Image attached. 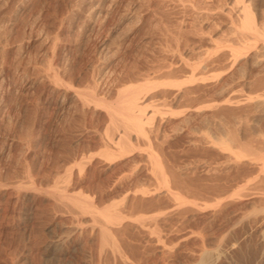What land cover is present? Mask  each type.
<instances>
[{
	"label": "rangeland",
	"instance_id": "rangeland-1",
	"mask_svg": "<svg viewBox=\"0 0 264 264\" xmlns=\"http://www.w3.org/2000/svg\"><path fill=\"white\" fill-rule=\"evenodd\" d=\"M262 46L264 0H0V264H264Z\"/></svg>",
	"mask_w": 264,
	"mask_h": 264
},
{
	"label": "bare ground",
	"instance_id": "bare-ground-1",
	"mask_svg": "<svg viewBox=\"0 0 264 264\" xmlns=\"http://www.w3.org/2000/svg\"><path fill=\"white\" fill-rule=\"evenodd\" d=\"M229 1H230V0H229ZM239 1H240V0H239ZM233 2H234V1H233ZM235 3H238V1H237V2L235 1ZM238 5L241 6L240 2L238 3ZM240 9H241L240 11L245 10V7H244V6H241ZM237 10H239V9H237ZM242 12H243V11H242ZM245 14H246V13H245ZM244 17H245V15H244ZM248 18H249V15H248V17H247V14H246L245 20H244V22H242V24L245 25V28H246V26H247V27L249 26V23H250V24L252 23L251 19H249V20L251 21V22H249ZM243 25H242V28L244 29ZM250 28H251V25H250ZM247 29H249V27H248ZM249 30H251V29H249ZM260 49H261V52L264 53V46L260 47ZM258 51H259V50H258ZM258 54H259V53H258ZM260 55H262V54L260 53ZM263 55H264V54H263ZM263 55H262V56H263ZM172 82H173V81H170V82H169V81H163L162 83H163L164 85H165V84H166V85H169V84H171ZM154 83H155V82H154ZM150 84H153V82H148V81H147V82H144V84H143V83H142V84L140 83V84H137V85H136V84H135V85H130V86L127 87V89H126V88H125V89H126V91H127L128 89H131V91H133L134 89L143 88V86H145V85H147V87H148V85H150ZM172 84H173V83H172ZM156 85H159V84L156 83ZM171 86H172V85H171ZM132 89H133V90H132ZM128 91H129V90H128ZM122 92H125V91L123 90ZM77 96H78V95H77ZM78 97H79V96H78ZM130 98H131V97H130ZM130 98H129V99L127 98L128 103H126L125 106H126L127 111H129V113H131V117H128L126 120L128 121L127 123H129L131 126H134V127H137V128L140 129V127H141V118L138 117V116H137V117H136V116H132V114L135 113V112H133L134 109L137 108V107H136V106H137V105H136L137 103L135 102V100L133 99V97H132L131 99H130ZM79 99H80V97H79ZM259 101H261V99H260ZM259 101H258V102H259ZM125 102H126V101H125ZM263 102H264V100H263ZM262 104L264 105V103H262ZM262 104H260V106H261ZM258 106H259V104H258ZM260 106H259V107H260ZM144 110H145V109H144ZM144 110H143V111H144ZM136 111H138V113H137L136 115L140 114V113H139V110H136ZM143 111L141 112V115H139V116H142ZM132 112H133V113H132ZM146 112H147V110H146ZM148 113H149V112H148ZM148 113H145V111H144V114H145V115L148 114ZM119 116H120V115H119ZM126 120H124V121H126ZM222 139H223V138H222ZM223 140H224V139H223ZM223 140H221V141H223ZM221 143H223V142H221ZM224 143H225V141H224ZM151 159H152V161H153V165H154V169H155V171L159 172V171H160V167H159L157 161L154 160V157H153V156H151ZM173 197H174L176 200H179V198H178L177 196L173 195ZM262 197H264V196L262 195ZM180 201L183 202V200H182L181 198H180ZM262 201H263V200H262ZM75 202H76V201H74V204H75ZM177 202H178V201H177ZM182 202H181V203H182ZM174 203H175V201H174ZM76 204H78V202H77ZM81 204H82V203H81ZM178 204H180V203L178 202ZM185 204H186V203H185ZM83 205H84V204H83ZM180 205H181V204H180ZM262 205H263V204H262ZM182 206H183V203H182ZM78 207H79V206H78ZM87 207L89 208V206H85V205H84V207H83L84 209H81V211H82V210H86V209H88ZM262 207H264V206H262ZM81 208H82V207H81ZM180 208H181V206H180ZM259 208H261V207H259ZM259 208H258L257 210H259ZM89 209H90V208H89ZM89 209H88V210H89ZM261 209H262V208H261ZM104 210H106V209H104ZM254 210H256V208H254ZM254 210H253V211H254ZM6 211H7V210H6ZM253 211H252V212H253ZM252 212H251V213L249 212V213L252 214ZM254 212L257 213L258 211H254ZM259 212H260V211H259ZM261 212H263V210H262ZM261 212H260V213H261ZM255 213H254V214H255ZM24 214H25V213H24ZM102 214H103V213H102ZM254 214H253V215H254ZM104 215L106 216V212H104ZM209 216H210V215H209ZM110 217H111V216H110ZM247 217H248V216H247ZM251 217H252V215H251ZM254 217H256V216L254 215ZM114 218L116 219V216H114ZM260 218H261V217H260ZM262 218H263V224H261V225H263V226H262L263 230H262V232L260 231V233H261L262 240H263V242H264V217H262ZM244 219H245V218H243V220H244ZM258 220H259V219H258ZM258 220H257V221H258ZM144 221H145V220H144ZM244 221H245V220H244ZM247 221H248V220H247ZM142 222H143V221H142ZM142 222H141V224H142ZM139 223H140V222H139ZM253 224H255V223H253ZM253 224H252V225H253ZM259 224H260V223H259ZM142 225H143V224H142ZM142 225H141V226H142ZM257 227H258V226H257ZM105 228H106V227H105ZM105 228L103 227V228L101 229V234H102L103 239H102V240L100 239L99 244H101L102 241L106 243L105 239L108 238V240H107V241H108V245H111V244H112L113 247H112V245H111L112 248H111L110 246L107 245V246H108L107 250H108V249L110 250V248H111V249H114V251H115V250H116V249H115V242H114L113 239H112L113 236L111 235V236H112V237H111V236L109 235L110 233L107 232V230H106ZM146 229H147V228H146ZM256 230H259V229H256ZM260 230H261V227H260ZM148 231H150V233L148 232V233H149V234H148L149 236H150V234L153 235V233H151L152 230H148ZM152 232H153V231H152ZM146 233H147V232H146ZM257 234H258V233H257ZM148 235H147V236H148ZM187 235H188V234H187ZM187 235H186V236H187ZM145 236H146V235H145ZM147 236H146V237H147ZM259 236H260V235H259ZM100 237H101V236H100ZM188 237H189V236H188ZM261 237H259V239H260ZM113 238H114V237H113ZM224 238H225V237H224ZM144 239H145V238H144ZM156 239H157V238H156ZM220 239H221V238H220ZM228 239H229V238H228ZM158 240H159V239H158ZM218 240H219V239H218ZM129 241H130V240H129ZM129 241H128L127 243H129ZM149 241L151 242L150 237H149ZM160 241H161V240H160ZM235 241H236V240H235ZM259 241H261V240H259ZM109 242H111V244H109ZM131 242H132V241H131ZM131 242H130V243H131ZM219 242H220V241H218V243H219ZM105 243H104V244L102 243V244H103V245H106ZM123 243H124V242H123ZM123 243H122V246H124ZM216 243H217V242H216ZM220 243H221V242H220ZM119 244H120V243H119ZM134 244H135V243H134ZM146 244H147V243H146ZM223 244H225V243H223ZM226 244H227V243H226ZM233 244H234V242H233ZM103 245H102V246H103ZM117 245H118V244H117ZM235 245H236V244H235ZM137 246H138V245H137ZM151 246H152V245H151ZM160 246H161V245H160ZM227 246H228V245H227ZM232 246H233V245H232ZM262 246H264V244H263ZM262 246H261V247H262ZM109 247H110V248H109ZM126 247H127V246H126ZM132 247H133V246H132ZM219 247H222V246H219ZM219 247H218V248H219ZM155 248H156V247H155ZM179 248H180V247H179ZM208 248H209V247H208ZM232 248H233V247H232ZM238 248H239V247H238ZM238 248H237V249H238ZM240 248H241V247H240ZM249 248H250V246H249ZM159 249H161V248H159ZM209 249H210V248H209ZM212 249H213V248H212ZM215 249H217V248H215ZM219 249H221V248H219ZM224 249H225V248H224ZM251 249H252V248H251ZM102 250H103V249H102ZM120 250H121V249H120ZM130 250L132 251V249H130ZM136 250H137V249H136ZM136 250H135V251H136ZM221 250H222V249H221ZM221 250H219V251H221ZM241 250H242V249H241ZM247 250H248V249H247ZM262 250H263V249H262ZM99 251H100V250H99ZM114 251H110V254H111L112 252H114ZM131 251H130V252H131ZM160 251H161V250H160ZM213 251H214V250H213ZM215 251H216V250H215ZM215 251H214V253H215ZM217 251H218V250H217ZM225 251H226V250H225ZM244 251H245V250H244ZM249 251H250V250H249ZM127 252H128V251H127ZM142 252H143V251H142ZM168 252H169V251H168ZM200 252H202V253L200 254V259L198 258V260H199L198 264H214L213 260H214V259H215L216 261L218 260L217 257H214V259L212 260V258H211L212 256L210 257L211 254L209 255V254L206 252V250H205V252H203V249H202V251H200ZM255 252H256V251H255ZM260 252H261V251H260ZM104 253H105V252H104ZM106 253H107V252H106ZM114 253H115V252H114ZM116 253H117V251H116ZM119 253H120V251H119ZM166 253H167V252H166ZM210 253H211V252H210ZM246 253H247V252H246ZM256 253H257V252H256ZM262 253H263V252H262ZM131 254L133 255V252H132ZM131 254H129V255H131ZM222 254H224V253H222ZM222 254H219V255H222ZM226 254H227V253H226ZM241 254H242V253H241ZM96 255H97V254H96ZM99 255H101L100 252H99ZM104 255H105V254H104ZM113 255H116V254H113V253H112V255H111L110 257H113ZM117 255H118V253H117ZM132 255H131V256H132ZM135 255H136V253H135ZM137 255H138V254H137ZM244 255H245V254H244ZM125 256H128V255L125 254ZM125 256H124V257L122 256V257L125 258ZM213 256H214V254H213ZM215 256H217V255H215ZM226 256H227V255H226ZM236 256H237V255H236ZM262 256H263V255H262ZM97 257H98V256H97ZM106 257H107V256H106ZM133 257H134V256H133ZM133 257H132V258H133ZM135 257H136V256H135ZM198 257H199V256H198ZM100 258H102V256H101ZM130 258H131V257H130ZM138 258H139V257H138ZM138 258L136 257V259H138ZM194 258H195V257H194ZM196 258H197V257H196ZM196 258H195V259H196ZM222 258H223V257H222ZM242 258H243V257H242ZM94 259H95V258H94ZM96 259H97V258H96ZM103 259H106V258L104 257ZM115 259H117V258H115ZM125 259H127L128 264H131V263H133V261H134V260L131 261V259H130V261H129V257H127V258H125ZM136 259H135V260H136ZM145 259H146V257H145ZM147 259H148V258H147ZM166 259H167V258H166ZM226 259H227V258H226ZM234 259H236V258H234ZM256 259H257V258H256ZM112 260H114V257H113ZM117 260H119V259H117ZM117 260H116V262H117ZM228 260H229V259H228ZM228 260H226V261H228ZM94 261H95V260H94ZM102 261H106V263H107V260H102ZM110 261H111V260H110ZM110 261H108V262H110ZM119 261H120V260H119ZM119 261H118V262H119ZM121 261H123V260L121 259ZM121 261H120V262H121ZM127 261H125V262L127 263ZM141 261H142V260H141ZM146 261H147V260H146ZM161 261H162V260H161ZM167 261H168V260H167ZM216 261H215V264L217 263ZM237 261H238V260H237ZM241 261H242V260H241ZM97 262H98V259H97ZM111 262H113V261H111ZM118 262H117V264H118ZM125 262H124V263H125ZM129 262H130V263H129ZM143 262H144V261H143ZM94 263H95V262H94ZM100 263H101V262H100ZM135 263L137 264V260L135 261ZM141 263H142V262H141ZM150 263H151V262H150ZM150 263H149V264H150ZM165 263H166V261H165ZM196 263H197V261H196ZM229 263H230V262H229ZM239 263H240V262H239ZM97 264H98V263H97ZM101 264H104V263H101ZM107 264H109V263H107ZM144 264H146V263H144ZM151 264H152V263H151ZM231 264H232V263H231ZM249 264H250V263H249Z\"/></svg>",
	"mask_w": 264,
	"mask_h": 264
}]
</instances>
